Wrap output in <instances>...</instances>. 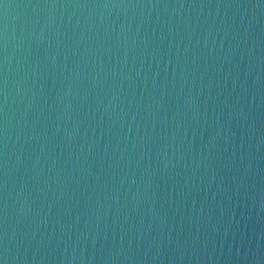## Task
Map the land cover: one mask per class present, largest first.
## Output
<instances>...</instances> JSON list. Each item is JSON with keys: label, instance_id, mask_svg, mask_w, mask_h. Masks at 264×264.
<instances>
[{"label": "water", "instance_id": "95a60500", "mask_svg": "<svg viewBox=\"0 0 264 264\" xmlns=\"http://www.w3.org/2000/svg\"><path fill=\"white\" fill-rule=\"evenodd\" d=\"M0 264H264V0H0Z\"/></svg>", "mask_w": 264, "mask_h": 264}]
</instances>
